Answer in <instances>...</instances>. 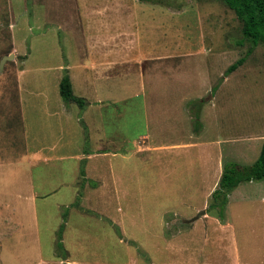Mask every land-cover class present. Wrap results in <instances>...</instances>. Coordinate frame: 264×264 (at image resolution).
<instances>
[{
  "label": "rangeland",
  "instance_id": "rangeland-1",
  "mask_svg": "<svg viewBox=\"0 0 264 264\" xmlns=\"http://www.w3.org/2000/svg\"><path fill=\"white\" fill-rule=\"evenodd\" d=\"M120 3L144 39L85 83L111 29L91 12ZM252 46L223 0H0V62L15 54L0 71V264H264V179L240 184L223 220L212 207L225 163L253 164L264 141V43ZM68 69L83 109L60 94ZM57 99L65 118L47 110ZM90 145L83 180L68 156ZM173 146L186 148L175 161ZM105 151L127 154L123 177L100 166L119 164Z\"/></svg>",
  "mask_w": 264,
  "mask_h": 264
},
{
  "label": "crops",
  "instance_id": "crops-1",
  "mask_svg": "<svg viewBox=\"0 0 264 264\" xmlns=\"http://www.w3.org/2000/svg\"><path fill=\"white\" fill-rule=\"evenodd\" d=\"M138 5L141 9L146 8L145 4H143V3L138 4ZM143 5H144V7H143ZM128 9H129V6L127 5V3L126 4L120 3L119 5L117 4V5H113V6L111 5V6L104 7L102 9L103 13H101L100 11H95V10H93L91 12V19L89 20L88 24H93V23H95V20H97L98 18H101L103 20L100 23L104 24V26L108 25L111 29L109 31H107V34H106V37L104 40H99V41H102V44H100V43L97 44L96 42H93V44L91 45L92 46L91 50L103 48L102 53L99 52V50H98V53H95L93 56H102L105 59H104V61L99 62V63L92 61V63L87 62L88 65L83 64V66L81 67L82 70H80V71L86 72V74L83 76V80L85 83H87V82L89 83L90 80H91V84L93 82H97V76H95V79H92V77L90 75L91 72H95V73L99 72L96 70L97 69L96 67L103 65L102 68L107 69V68H110V67L116 65L118 63V60H120V59L122 60V59L127 58V57H124V55H126V56L129 54L132 55L133 51L136 49V46L137 45L139 46V42H141L144 39L142 36H139V34L137 32L134 33L133 31L132 32L128 31V27L126 25L127 24L126 17H128L127 16ZM122 11H124V13H122ZM140 18H143V17L140 16ZM112 25H117L118 28L112 29V27H111ZM99 37H97V35H94L91 37V39L92 40H98ZM152 37L153 36H151V38ZM146 39L149 41L150 37H148V38L146 37ZM103 41H106L105 44ZM9 51H11V50H9ZM11 54H13V53H10L9 55H11ZM13 55H15V54H13ZM5 56H8V53ZM135 56L136 57L138 56V58H139V55H135ZM145 57H150V54H146ZM156 58H157V56H156ZM153 59H155V56L152 57V59L150 61H152ZM95 64H97L99 66H94ZM140 64L142 65V63H140ZM135 65H138V64L136 63ZM91 67H93V69H91ZM68 72H69V69H68ZM141 72L144 74L145 69H142ZM70 77H71V75H70ZM114 77L115 76H113L112 74L111 75L107 74L106 77L104 78V80H106L108 83H111L112 81L113 82H119V80H117ZM71 81H73L72 78H71ZM141 83H142V80H141ZM72 84H73V82H72ZM97 87H100V86L97 85ZM142 87H143V84H142ZM44 101H45V104L47 106H50L52 104L51 99L45 98ZM56 101H57L56 104H58V102H59V107L47 109L49 111V113H51L52 118H55L57 116L60 118L67 117V115L70 113L69 109L68 110L66 109V107L68 105L64 106V104L60 102L61 100L57 99ZM84 107H82V109ZM24 114H25V118L27 120V114L25 113V111H24ZM127 115H128V113H127ZM66 121H67V123H69L70 121L72 122V119L68 118ZM75 123H79V125H80L79 115L77 116ZM54 126L55 125H50L51 128H53ZM61 126H62V124H61ZM80 127H81V125H80ZM170 127L174 128L175 126L171 125ZM119 128H123V126L120 125ZM159 128L164 129L165 126L160 125ZM57 129H59V127ZM90 130H91V127H90ZM145 131L141 132V135L144 134ZM27 133L30 134V131H27ZM51 134H52V132L49 130L47 133L44 134V136L50 137ZM73 144H74L73 141H67L65 143L64 147H67L70 145L73 146ZM179 147L180 146H173L172 149L168 150V153L172 154L171 158L173 161H175V159H176L175 155L177 153H180L181 151L186 149V148H179ZM261 149H262V147H261ZM77 152H82V153L80 154ZM76 153L77 154L71 153L72 155L68 156V158L69 159H75L78 161V163H80L81 161H84L85 162L84 169L80 170V172L83 175V180H91V156L93 154H95L91 151V145L82 149V151L80 149H79V151L76 149ZM260 153H261V150H260ZM107 154H112L113 156L118 157L120 159L118 166L117 167L114 165H113L114 167L112 166V162H111V158H110L111 156L103 158L104 160H109L110 163H101L100 162L101 165L100 164L99 165L104 170H107L109 172L112 171V173H117L120 177H123V174L121 172L122 166H123L122 160L127 159V157H128L127 154H125L123 151H119L115 154L113 151H105L104 155H107ZM173 166H174V164H173ZM116 170H117V172H116ZM76 172H78V174H79V164H77ZM77 176L75 178H77ZM65 223L66 222H63L62 225L64 226ZM64 229H65V227H64ZM64 229H63V231H64Z\"/></svg>",
  "mask_w": 264,
  "mask_h": 264
},
{
  "label": "trees",
  "instance_id": "trees-1",
  "mask_svg": "<svg viewBox=\"0 0 264 264\" xmlns=\"http://www.w3.org/2000/svg\"><path fill=\"white\" fill-rule=\"evenodd\" d=\"M235 11L242 21V32L245 39L253 42V47L264 43V0H223ZM245 61L242 57L232 64L228 73L236 70ZM60 94L67 100L78 103L84 107L86 100L74 93L73 84L69 72L63 76L60 82ZM196 131L200 130V116L195 113ZM264 179V142L258 159L251 165H242L234 161H228L224 165L223 173L217 188L212 193L213 206L218 209L219 218L223 220L225 207L229 202L230 194L242 183L250 181H260ZM62 230L64 226L60 227ZM62 237V235H61ZM58 248L63 250V243L58 242Z\"/></svg>",
  "mask_w": 264,
  "mask_h": 264
},
{
  "label": "water",
  "instance_id": "water-1",
  "mask_svg": "<svg viewBox=\"0 0 264 264\" xmlns=\"http://www.w3.org/2000/svg\"><path fill=\"white\" fill-rule=\"evenodd\" d=\"M13 57H14L13 54L8 55V56H4V57H3V59H2L1 62H0V71L3 70L4 65H5V62H6L8 59H12ZM205 213H206V210L203 209L202 211H200V213H199L197 216H195V217L192 218V219L184 220V222H185V223H192V222H194L196 219H198L201 215H204Z\"/></svg>",
  "mask_w": 264,
  "mask_h": 264
}]
</instances>
